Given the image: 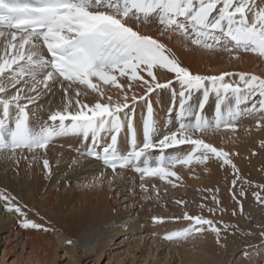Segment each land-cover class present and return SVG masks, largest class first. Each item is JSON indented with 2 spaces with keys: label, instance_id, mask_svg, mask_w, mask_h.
I'll return each mask as SVG.
<instances>
[{
  "label": "snow or ice",
  "instance_id": "6c2138e0",
  "mask_svg": "<svg viewBox=\"0 0 264 264\" xmlns=\"http://www.w3.org/2000/svg\"><path fill=\"white\" fill-rule=\"evenodd\" d=\"M261 5L258 7L256 0H0V40L4 45L0 53V154L11 152L14 156L18 149L36 152L46 149L55 138L73 135L91 139L86 151L79 153L81 156L102 160L114 173L118 168H130L142 178L166 179L176 176L171 168L177 164H204L215 157L222 161V167L231 165L239 179L238 169L227 152L193 138V134L221 126L235 130L236 121L244 115L264 116V78L230 72L193 74L167 45L134 30L128 22L135 20L139 27L155 20L161 26V36L171 32L204 49L223 46L229 52L242 50L264 58V0ZM160 70L173 74L174 80L158 82L156 72ZM234 75H238V82H226V77ZM124 77L129 81L127 88L120 82ZM57 82L64 92L63 109L50 112L47 121L35 120V111H30L29 105H34ZM133 82L145 91L129 98L127 93ZM174 82L180 86L178 93ZM73 85L78 86L75 100L70 94ZM80 87L101 99L93 105L81 103ZM109 87L123 94V103L106 95ZM161 89H171L169 124L174 113L179 126L172 131L166 125V134L158 138L162 130L150 95ZM10 90H14L11 96ZM197 91L202 95L193 104V93ZM212 94L216 98L215 109L209 120L204 109ZM104 99L107 102H102ZM141 101L146 107L142 114V143L134 123L135 108ZM249 102L251 106H246ZM125 127L126 151L118 147ZM104 136H110V142L102 144ZM178 145H188L191 150L181 154L182 149H175L174 154H165V149ZM154 149L159 150V155H153ZM43 167L50 171L47 159L43 160ZM255 195L264 203L259 193ZM0 200L7 202L8 211L24 215L12 203L14 197L0 193ZM152 219L163 222L161 217ZM182 219L190 222L188 226L167 232L164 239L186 240L208 230L216 234L219 243L221 229L212 219L187 212ZM22 226L42 228L27 219Z\"/></svg>",
  "mask_w": 264,
  "mask_h": 264
},
{
  "label": "bare ground",
  "instance_id": "6f19581e",
  "mask_svg": "<svg viewBox=\"0 0 264 264\" xmlns=\"http://www.w3.org/2000/svg\"><path fill=\"white\" fill-rule=\"evenodd\" d=\"M256 3L258 7L262 6L261 0H256ZM128 23L129 26L134 28V30L139 31L143 35H148L153 38H156L165 45L167 43H170L171 46L170 49L172 53H174L176 58L181 62L182 66L188 68L193 74L208 76V75H219L222 72H230L234 74H238V73L254 74V75L262 76V78H264V71L260 73L257 72L256 74L253 71H249L250 66H254L253 68L255 69L256 67H259V65L262 64L261 60L259 59L262 57H259L255 53L252 52L240 53V52H236L235 50L229 52L224 49L218 51L206 52L199 48L197 50L199 52L198 53L197 51H191L194 50L195 47H192L188 40H185L183 37L179 35H174L173 33L169 32L167 34V37L163 38L160 35V29L158 28V23L156 21L149 24L142 23L139 27H137V22L135 20H131ZM175 42L180 44V47L182 48L183 52L180 51L179 53L177 51V49L174 46ZM3 48H4L3 41L0 40V53L3 52ZM202 53H206L208 56H211L209 58V61L207 62L208 68L210 70L209 73L201 70L202 65L200 64V61H201ZM228 63L232 64V66L238 63L237 66L238 68L226 69L215 66L218 64H220L221 66L222 64H228ZM142 75H144L146 79L149 80L151 79L147 77L146 73H142ZM156 75L158 78V82L160 83H165L168 80H174L173 74L167 73L166 71L163 70L157 71ZM238 81H239L238 75L226 77V82H238ZM120 82L125 86V88H127L129 81L127 80L126 77L121 78ZM64 86L65 87L67 86V82H65ZM173 86L175 87L178 93L180 91L179 84L174 82ZM77 87L78 86L73 85L72 88L74 89H72V91H74V93L72 92L70 93L71 96L73 97V100H75ZM79 90H80L79 99L81 103L93 105L97 100L101 99L96 93H93L91 90H88L85 87H80ZM144 91L145 89L142 86H140L138 82H133L132 88L131 90L128 91L127 94L130 98L133 94L137 96L143 95ZM13 94H14V90H10L8 92L9 96ZM106 95H111L113 101L119 100V102L121 103L124 102L123 94L115 88L109 87L107 89ZM201 95H202L201 92L198 91L194 92L192 97V103L196 104L199 98L201 97ZM150 99L152 101L153 108L156 114L155 118L157 119L158 125L162 130L158 138H161L162 135L166 134L164 131L166 125L172 131H175L179 125L175 121L174 113L171 116L172 123L169 124L170 117H169L168 109L173 106L171 105L172 97H171V92L169 93V89H161L155 91L153 94L150 95ZM215 99L216 98L214 94L210 95L209 101L204 109V115L209 120H211L214 116ZM65 102L66 101L64 97V92L62 90V86L59 82H57L52 85L51 91L46 92L40 98V100H38L34 105H29V109L30 111H35V118H34L35 120L47 121L50 112L56 110H62ZM102 102H107V101L106 99H104ZM176 107L178 108V101ZM72 110L75 109L73 108ZM145 112H146L145 102L143 101L138 102L135 108L134 123L137 127V136L140 143H142L143 141L142 114ZM257 115L258 114L250 115L249 117H246L245 119L242 120L238 119L236 121L235 130L226 129L223 126H221V128L218 130H210L208 132H203V133H199V132L194 133L193 138H201L206 143H211L214 147L218 149L222 148L225 152L229 154L232 163L235 164L236 169H238L239 176H246L248 173L247 170H249L250 172L257 171L258 170L257 167L260 164L259 136L255 135L252 138H249V136H251L255 132V127L257 126V121H258ZM49 123L51 122L49 121ZM105 142H110V136H104L101 143L103 144ZM90 145H91V139L89 138L88 140H85L82 136L69 135L65 137L55 138L47 146L46 149L36 151V152L42 151L46 154L45 158L49 161L50 171L44 169L43 161L36 160L35 163L37 169L35 168L32 171L33 173L31 177L29 176L30 180L28 179V177L25 180L24 193L22 194L20 192L22 194L21 196L24 195L22 198V202L25 203L27 209H29L30 211H32L37 215H40L39 217L36 218H28L29 216L27 215V219H30L31 221L37 224L40 223L45 224V221L46 222L51 221L57 223L58 227L61 230L62 238L70 240L71 242H77L81 240L82 237L78 236L77 234L81 230L86 229L91 221H99L100 215L95 214L94 210L100 207L101 205L104 206L103 200L104 201L107 200L104 199V195L107 194H103L102 192L96 191L98 190V188H94L93 191L86 190L88 186L94 187L95 185H102V184L110 185L114 183H117L118 186H120L121 184L122 185L125 184V186H127L126 183L134 175H138V174L140 175V173L135 172L130 168H125V169L118 168L116 173H114L111 168H108L103 164L102 160H97L94 157H89V156H81L79 153L86 151V146H90ZM118 147H120L121 150L124 151L127 150L126 127L125 130L122 131L119 135ZM76 149L78 153L73 152ZM175 149H182L183 152L181 154L191 150L190 146L188 145H178L175 146L174 148L165 149V154L168 155L174 154ZM99 150L101 149L98 148V151ZM25 151H27L28 153H36V152H29L27 149L23 150L22 152ZM157 151L159 150L154 149L153 155H159V152ZM22 152L19 149L16 151V153H22ZM73 161H76V163H73ZM192 164H194V162ZM68 165H70L69 168ZM221 165H222L221 160L212 157L209 160H207L204 164H201L196 170L183 172L182 169L187 166L179 164L172 167L171 171H174L176 173V176L181 177V179H183L188 185L193 184L190 187V190L186 191L185 196L192 198V196L198 192L197 188L200 187L198 186V181L188 182V179H190L191 176L193 177L197 176L196 174L199 173L201 174V178L207 181V182L202 181L203 185L201 186H204L205 189H210L211 192H214V195L210 196L211 199L214 201L213 203H215L217 206L218 204L216 203V201H219V204L221 203L228 207V206H232L233 204L232 202L234 201V199L238 195H240L241 188H244L245 190L246 187L239 186L240 184L233 185L232 181L235 178L233 177L234 170L232 166L224 165L222 167ZM205 173L209 174L208 178L204 176ZM97 177H99V180L96 179ZM154 178L155 177L153 176L151 180L153 181ZM170 178L173 177L170 176ZM215 179L217 180V182H215ZM61 187L65 189V192H62V194L60 195H54L53 191ZM80 187H86V189H80ZM43 194H44V199H41V196ZM18 197L20 198V196ZM213 197H215V200L213 199ZM182 198L180 200H182ZM199 200H200L199 197H196L193 201H199ZM168 201H170V199ZM171 201L173 202L172 199ZM19 202L20 201H18L17 203ZM174 203L177 204V202L175 201ZM140 205L144 206V203H140ZM235 205L239 206L240 204L238 205L235 204ZM145 208L146 207H144V209ZM152 208H154V206ZM0 211H2V209ZM42 214L44 215V218H42L43 216ZM152 215L153 214L150 215V219H152L153 217H160L158 215L156 216L155 215L152 216ZM25 216H26L25 214L23 216L16 213L15 211H8L7 209H5L3 212H0V232L6 231L8 232L7 235L15 237L16 241L18 240V243L21 242L22 251L28 248L26 257L22 259L23 264H36V263L54 264L56 259H58L56 249L61 247L60 243L57 245L55 243H49V241H47V234H43V233L39 234L35 231V229L32 228L25 229L22 226L23 222L26 220L24 219ZM136 217L133 218L134 220L130 221L129 223L127 222L128 220L126 219L123 220L122 222L118 219L119 224L117 226H114L111 231L114 234L107 235V237L105 235L104 237L105 239L103 240V247L101 248L100 246L96 247L93 250V252L87 256L91 257L92 260L98 263L99 259L104 254V251L106 252V250L110 248L109 244L110 242H112L111 240L114 237V235L118 234V231L124 230L122 227L125 224H130L129 227L133 226L135 224V220L140 219V217L137 218ZM164 217L169 219V217L176 218L178 216H175L172 213L170 215L164 213L162 218L164 219ZM179 217H183V214H181V216ZM262 217L263 215L259 217V221H261V219L262 220L264 219ZM141 222L142 221H138L137 223L140 224ZM163 226H161L160 229L161 231L158 232V235H160L159 233L162 232L164 233L168 229L167 227L165 228L167 224L164 226V229H162ZM242 227L246 229V225H243ZM260 230L262 229L254 228L253 226V231H251L250 232L251 234L249 235V238H251V241L253 242H251L252 245L246 247L247 250L246 252L248 254V260L249 261L253 260L251 261V263H256L261 257L262 258L261 262L262 264H264V230L262 232ZM242 232L249 234V231L247 230ZM260 235H263L262 240L257 241L258 236ZM75 236H78L79 238L74 239ZM69 237H72V239ZM3 239H4V243H6L5 240L6 238L4 237ZM98 239H100V237ZM226 239L227 240H225V242L229 246V251L230 249L231 250L236 249L235 244L231 245L230 242V240L234 239V234H230L228 237H226ZM152 241L156 242L158 244V247H161L164 244H166V246L168 245L172 246L170 241H164L163 239L155 238L152 239ZM61 243L66 244V242L65 243L61 242ZM17 245L15 247H17ZM151 245L152 244H150V247ZM222 246L224 248V244ZM13 248L14 247H12V249ZM141 248L143 247L141 246L140 249ZM175 248H178V246ZM4 249L5 247L3 248L2 255L0 257L6 259L5 257L6 253L4 252L5 251ZM61 249L66 250V247H61ZM88 251L89 249L87 250V252ZM147 254L150 255L149 252ZM209 256L210 255H208L205 258L204 255V260L208 261L207 258ZM226 257L227 256H225L222 261L220 260L221 261L220 264H227ZM256 258L258 259L255 260ZM217 262H219V260Z\"/></svg>",
  "mask_w": 264,
  "mask_h": 264
},
{
  "label": "rangeland",
  "instance_id": "374dc122",
  "mask_svg": "<svg viewBox=\"0 0 264 264\" xmlns=\"http://www.w3.org/2000/svg\"><path fill=\"white\" fill-rule=\"evenodd\" d=\"M152 22H155V20L150 21L149 23ZM160 27L161 26L158 24L159 29ZM167 34L162 37L166 38ZM189 43L192 47H195V49L191 51H197L198 48L206 52L224 49L223 46H220L218 48L208 50L203 47L193 45L191 41H189ZM166 45L169 49L171 48L170 43H167ZM174 46L179 53L180 51L183 52L180 44L175 42ZM233 50L240 53H247L242 50ZM210 57L211 56H208L206 53H202L200 64L202 65L201 70L204 72H210L207 64ZM259 59L262 64L255 69L253 68L254 66H250L249 71H253L255 74L257 72L260 73L264 71V60L263 58ZM215 66L226 69H236L238 68V63L233 66L229 63L222 64L221 66L218 64ZM260 77L262 78V76ZM71 92L74 93L72 90ZM170 92L171 89H169V93ZM254 99H258V97ZM246 106H251V102H249ZM249 116L250 115H244L239 120L245 119ZM257 116L260 121V126H256L254 134L248 136L249 138H252L255 135L259 136L260 164L257 167V171L250 172L247 170V175L239 176V179H237L236 172H233V177L237 179L236 184H240L239 186H244L247 189L245 188L244 190V188H241V191L244 190V195H238L237 197L239 198L234 197L235 199L232 202V206L227 207L221 203L216 206L210 197L211 195H214V192H211L210 189H205L204 186H201L203 185L202 181H205V179H202L201 174L199 173L196 174L197 176H191V178L188 179V182L198 181V186H200L197 188L198 192L195 193L192 198L185 196V194L186 191L190 190V187L193 184L188 185L183 179H181V177L178 176H172L173 178H170L169 176L167 179H161L159 176H154L156 179L154 178L152 181L151 178H153V176H146L142 178L141 174H138L134 175L130 179L133 181L129 180L126 183L127 186H125V184L118 186L117 183H114L110 185H95L94 187L88 186L87 189L86 187H80V189L91 191H93L94 188H98L96 191L107 194L104 195V199H107L108 202L107 200H103L104 206L101 205L94 210L95 214L100 215L99 221H91L86 229L81 230L77 235L82 238L77 242H71L70 244L67 243L69 240L62 238L61 230L57 223L51 221H45V224L40 223L42 228L35 229L37 233L47 234V241H49V243H55L56 245L60 243L61 247H66V250L61 249V247L56 249L58 259H56L54 264H220L225 256H227V264H262L261 257L256 263H251L253 260H248V254L246 252V247L252 245L251 242H253L251 241V238H249V235L251 234L250 232L253 231V226L254 228L262 229L260 230L261 232L264 230V219L259 221V217L261 215H263L262 218H264V203H261L255 195L256 193H259L261 199H264V187H260L264 186V147L261 146V142H264V116L261 114H258ZM73 152L78 153L77 149ZM45 155L46 154L42 151L36 153H28L25 151L22 153H16L14 156L11 152L0 154V193H5L14 197L12 203L22 209V212L26 215L24 219H27V215L29 216L28 218H36L40 216L27 209L25 203L22 202L24 195H21L25 190V180L27 177L30 180L33 173L32 171L36 168L35 161H43L46 159ZM34 156L35 159L33 158ZM200 165L201 164L194 162V164H191L182 170L183 172L196 170ZM69 167L70 165H68V168ZM204 176L208 178L209 174L205 173ZM215 182H217L216 179ZM142 184L143 187H141ZM62 192H65L63 187L54 190L53 194L60 195ZM18 196H20V198ZM180 197H183L182 200H180ZM196 197H199L200 200L193 201ZM41 199H44V194L41 196ZM169 199L170 201H168ZM236 200H238V202ZM18 201L20 202L17 203ZM174 201H181L182 203L175 204ZM6 203V201L0 200V210L2 209L0 212H3L6 209ZM140 203H144V206H141ZM235 204L240 205L236 206ZM201 205H204V207L202 208ZM153 206L154 208H152ZM144 207L146 208L144 209ZM211 208H215L214 210L216 211H214V213L209 212V209ZM185 212L189 215H202L208 219H212L217 224V227L221 229L219 243L217 242L216 234L206 230L200 234L190 236L186 240L170 241L172 246H166V244H164L161 247H158V244L152 241V239L159 238L164 241H168L163 238L167 232L188 226L189 221L179 217L181 214L184 215ZM164 213L169 215L172 213L178 217H169V219L164 217L163 222H154L153 219H150L151 214L155 216L158 215L162 218ZM135 215L140 217V219L135 220V224L131 227H129L130 224L123 225L122 228L124 230H120L118 231V234L114 235L111 240L112 242L109 244L110 248L106 250V252L104 251V254L101 256L98 263L92 260L91 257L87 256L90 255L96 247H103L105 235L107 237V235L114 234L111 231L114 226L119 224V220L122 222L126 219L129 223L134 220L133 218L136 217ZM42 218H44V215ZM138 221L142 222L139 224L137 223ZM163 224L164 226L167 224L165 228L167 227L168 231L166 230L164 232L165 234L162 232L158 235V232L161 231L160 229ZM225 225L228 226L227 229H225ZM243 225H246V229L242 227ZM164 226L162 229H164ZM205 228L207 229V226H205ZM44 229L48 230L45 231ZM245 230L249 231V234L242 232ZM0 233V256L2 255L4 247V252L6 253V259L0 257V260L4 259L0 261H4L0 264H23L22 259L26 257L28 248L22 251L21 242L18 243V240L16 241L15 237L7 235L8 232L6 231H2ZM230 234H234V239L230 240V242L231 245L235 244L236 249H230L229 251V246L226 244L225 240H227L226 237ZM78 236H75L74 239L79 238ZM4 237L6 238V243H4ZM99 237L100 239H98ZM262 237L263 235L258 236L257 241L262 240ZM69 238L72 239V237ZM61 242H66V244H62ZM150 244H152L151 247ZM223 244L224 248L222 246ZM16 245L17 247H15ZM141 246L143 248L140 249ZM177 246L178 248H175ZM9 247L11 249L12 247L14 248L11 250ZM88 249L89 251L87 252ZM148 252L150 255L147 254ZM204 255L205 258L210 255L207 258L208 261L204 260ZM257 259L258 258L255 260ZM218 260L219 262H217Z\"/></svg>",
  "mask_w": 264,
  "mask_h": 264
}]
</instances>
